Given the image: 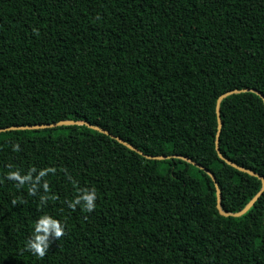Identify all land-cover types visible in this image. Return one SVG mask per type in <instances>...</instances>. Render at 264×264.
Listing matches in <instances>:
<instances>
[{
	"label": "trees",
	"instance_id": "1",
	"mask_svg": "<svg viewBox=\"0 0 264 264\" xmlns=\"http://www.w3.org/2000/svg\"><path fill=\"white\" fill-rule=\"evenodd\" d=\"M234 89L220 150L264 177V0H0V128L82 120L190 157L229 213L263 186L216 148ZM217 205L206 170L86 124L0 131V264H264V192ZM44 215L64 231L40 257Z\"/></svg>",
	"mask_w": 264,
	"mask_h": 264
},
{
	"label": "water",
	"instance_id": "2",
	"mask_svg": "<svg viewBox=\"0 0 264 264\" xmlns=\"http://www.w3.org/2000/svg\"><path fill=\"white\" fill-rule=\"evenodd\" d=\"M252 90H254L257 93H259L264 99V95L260 91H258L256 89H252ZM239 91H242V90H240V89L229 90V91L224 92L223 94H221L218 97L217 105H216V111H217V116H218V132H217V137H216V148H217V151H218L219 155L222 158H224L228 163L232 164L233 166L237 167L238 169H240L242 171L248 172V173L253 174L255 176H258L260 179H262L263 186H262L261 190L249 201V203L242 210H240L238 212H235V213H229V212H226V211H224L222 209V207H221V190H220V187H219L218 182L216 180V176L214 175L213 172H211L208 168H206L202 164L196 162L195 160H193L190 157H186V156H183V155H177V154H174V155H149V154H145L140 149H138L135 146H133L132 144L128 143L127 141H125L121 137L116 136L115 134H113V133L109 132L108 130H105V129L97 126V125H93L90 122H86V121H82V120L65 119V120H60L58 122H52V123L33 124V125H13V126L5 127V128H0V131L13 130V129H40V128L54 127V126H59V125H69V124H86L87 126H89L91 128L97 129V130H99L101 132H104V133L112 136L113 138L117 139L119 142L123 143L124 145H126L130 149H133V150L141 153L142 155H145L147 158H150V159H166V158H170V157L183 158V159H185L187 161H190L191 163L197 165L198 167L206 170L212 176V178L215 181V185L217 187V197H218V205L217 206H218L220 212L222 214H224V215L240 216V215H243L244 213H246L254 205V203L258 200V198L262 195V193L264 192V177L261 176L260 174H258L257 172L251 170V169H248L246 167L240 166L237 163L225 158L223 156L221 150H220L219 138H220V134H221V131H222V120H221V113H220V104H221V101L225 97H227V96H229V95H231L233 93H237Z\"/></svg>",
	"mask_w": 264,
	"mask_h": 264
},
{
	"label": "clouds",
	"instance_id": "3",
	"mask_svg": "<svg viewBox=\"0 0 264 264\" xmlns=\"http://www.w3.org/2000/svg\"><path fill=\"white\" fill-rule=\"evenodd\" d=\"M18 149L19 145H14V150ZM40 175L43 176L44 172H41ZM9 178L13 180H20L21 183L24 182L19 173L16 172L11 173ZM95 200V190H85L82 195L78 196L72 203L69 204V207L74 208L75 205L81 204V202H83V209L85 211L91 212L95 208ZM63 231V226L59 221L44 215L36 222L32 237L27 243V248L33 254L43 257L49 248L48 236L51 234L59 238L63 235Z\"/></svg>",
	"mask_w": 264,
	"mask_h": 264
}]
</instances>
